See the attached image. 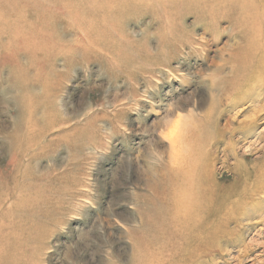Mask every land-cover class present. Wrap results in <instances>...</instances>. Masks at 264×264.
I'll list each match as a JSON object with an SVG mask.
<instances>
[{
	"label": "rangeland",
	"instance_id": "rangeland-1",
	"mask_svg": "<svg viewBox=\"0 0 264 264\" xmlns=\"http://www.w3.org/2000/svg\"><path fill=\"white\" fill-rule=\"evenodd\" d=\"M156 2L0 0V264H68V251L74 264H108L109 256L127 264L129 238L113 217L143 221L149 232L166 227L158 211L163 185L138 183L134 157L170 101L193 95L201 106L206 103L197 73L217 65L222 79L216 91L225 99L202 182L214 179L228 187L238 164L262 177L234 202L232 218L205 252L182 257L175 249L190 230L169 234L172 264H264V43L256 42L264 39V0H159L174 14L178 33L176 40L162 41L166 59L146 51L157 47L165 26L150 7ZM212 5L229 6L230 14L211 15L206 8ZM89 19L95 21L91 31ZM144 28L152 32H127ZM13 32L20 33L14 40ZM73 36L81 43L80 56L58 57L62 39ZM254 57L259 68L250 70ZM114 61L121 62V71L109 69ZM139 62L151 67L130 70ZM98 85L107 89L104 97ZM39 88L44 94L31 106L17 107L16 90L23 95ZM130 90L147 98L124 114L103 111V98L110 103ZM58 95L67 114L88 103L99 110L104 128L113 122L117 131L106 142L92 126L53 118L51 101ZM29 126L35 131L25 135ZM90 144L103 150L92 168Z\"/></svg>",
	"mask_w": 264,
	"mask_h": 264
},
{
	"label": "clouds",
	"instance_id": "clouds-1",
	"mask_svg": "<svg viewBox=\"0 0 264 264\" xmlns=\"http://www.w3.org/2000/svg\"><path fill=\"white\" fill-rule=\"evenodd\" d=\"M150 7L165 18V26L160 37L148 36V38L150 36L157 37L158 45L155 49L148 45L147 55L166 59L169 49L167 43H162V41H174L178 38L176 24L172 19L174 14L169 12V6L166 3L159 2V0ZM94 27L95 21L89 19L87 30L91 31ZM143 30L148 31L147 28H144L139 32H127L132 36L139 37ZM19 35L20 33L13 32V40ZM62 40L64 44L58 57H63L64 60H74L80 56L81 43L78 38L73 36L71 39ZM224 51L227 52L228 49L225 48ZM122 67L123 65L119 61H114L109 65L112 72H119ZM150 67L149 64L139 62L131 65L130 70L138 72ZM218 67L219 65L207 67L197 73L206 90V103L201 106L193 95L190 99L182 98L170 101L163 112L157 113L158 118L152 122L151 132L154 135L145 142L144 147L134 157L138 183L146 187L163 185L164 194L158 211L163 217L166 227L149 232L145 229L143 221L122 222L113 217L115 223L124 229L126 237L129 238L127 241L131 245V250L127 264H172L174 251L169 234L182 235L190 225L197 224L202 219L204 202L202 166L208 148L215 138V119L225 99L216 91L217 85L222 79V75L217 70ZM98 86L104 97L107 89ZM42 94H44L43 88L36 91L30 90L23 95L16 90L13 99H15L17 107L21 103L29 107L33 104L35 97ZM60 96L54 97L51 101L50 115L53 118L92 126L106 142L117 131L111 120L112 126L104 128L100 123L102 118L98 115L99 110L91 108L88 103L83 106L82 110L67 114L61 106ZM146 98V93L141 98L137 92L132 90L125 95L116 94L110 103L103 98V111L117 115L124 114L134 110L137 107V102ZM260 110L264 111V109ZM34 131V127H26L25 135H31ZM102 151L96 144L88 146L87 160L90 168L93 167L97 154ZM125 172H127L126 167ZM114 179L118 178L114 177ZM19 195L23 196L24 193L21 192ZM107 219V217L102 218L98 224L104 223ZM65 259L68 264H74L70 251L65 253ZM108 264H120V262L109 256Z\"/></svg>",
	"mask_w": 264,
	"mask_h": 264
},
{
	"label": "bare ground",
	"instance_id": "bare-ground-1",
	"mask_svg": "<svg viewBox=\"0 0 264 264\" xmlns=\"http://www.w3.org/2000/svg\"><path fill=\"white\" fill-rule=\"evenodd\" d=\"M221 1L226 0H217V2ZM206 9L211 15L221 14V16H223L227 13L230 14L229 6L212 5L208 6ZM256 42L264 43L263 37L259 36ZM255 59L257 58L254 57V60L249 62L248 68L250 70L257 67L259 68V64ZM261 163H264V159L260 161V164ZM239 166L240 164H238L236 169L237 176L228 187H218V183L214 179L209 180L205 184L202 182L204 189V202L201 213L202 219L199 223L188 227L190 233L186 235L184 242H179L175 249V253L183 254L182 257H193V255L205 252L206 248L209 246L210 240L214 241L215 237H213V235L216 234L217 230L225 228L228 224L229 220L232 218L233 208L237 205L234 202H240L242 198L247 195L249 191L246 187L252 180L254 182L260 180V177H262V174L258 172H249L248 167L244 168L242 165ZM251 193L254 194L255 191L251 190ZM212 237L213 240L211 239Z\"/></svg>",
	"mask_w": 264,
	"mask_h": 264
}]
</instances>
